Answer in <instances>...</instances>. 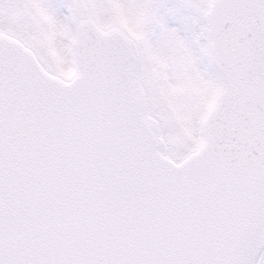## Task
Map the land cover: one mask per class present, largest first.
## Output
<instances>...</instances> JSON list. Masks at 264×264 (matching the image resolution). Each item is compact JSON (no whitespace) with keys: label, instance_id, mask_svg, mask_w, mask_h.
Masks as SVG:
<instances>
[{"label":"snow or ice","instance_id":"obj_1","mask_svg":"<svg viewBox=\"0 0 264 264\" xmlns=\"http://www.w3.org/2000/svg\"><path fill=\"white\" fill-rule=\"evenodd\" d=\"M0 264H264V0H0Z\"/></svg>","mask_w":264,"mask_h":264}]
</instances>
